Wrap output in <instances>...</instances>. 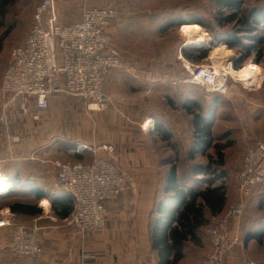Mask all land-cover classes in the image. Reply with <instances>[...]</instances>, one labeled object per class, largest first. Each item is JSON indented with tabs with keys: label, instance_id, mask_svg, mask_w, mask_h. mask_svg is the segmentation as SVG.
Returning <instances> with one entry per match:
<instances>
[{
	"label": "crops",
	"instance_id": "obj_1",
	"mask_svg": "<svg viewBox=\"0 0 264 264\" xmlns=\"http://www.w3.org/2000/svg\"><path fill=\"white\" fill-rule=\"evenodd\" d=\"M183 1L77 0L76 10L66 13L60 1L55 0L58 21L62 25L76 22L83 6L118 7L119 15L108 32L113 35L120 66L110 71L103 82L102 91L109 102L103 113L83 106L81 113L85 118H77L79 120L75 119L71 125L61 120L63 126H60L58 115L47 116L50 104H53L51 101L58 100L62 110L64 98H73L59 96L50 98L41 121L33 123L27 119L32 126H37L34 133L39 140V152L49 151L60 160L84 161L88 156L103 157L99 154L106 153L105 149L108 154L114 151L118 168L127 172L131 180H127L129 188L115 202L108 204L105 225L81 236L62 225L64 217L60 213L66 208V211L71 210L70 197L47 188L49 178L54 174L52 164L33 168L22 175L19 168H1L10 178L11 190L2 198L14 201L6 204L9 210L11 205L21 204L38 212L10 210L13 220L18 219V224L26 227L40 226L45 237L39 256L16 258L4 250L0 251V264H82V254L87 257L83 264L160 263L158 251L152 245L153 230L164 229L171 222L174 226V210L189 198L192 189L203 191L207 186V176L196 173L194 160L199 156V146L194 139L191 112L198 113L202 120L211 117L210 101L206 108L207 101H200L199 94L191 91L195 85L188 82L189 77L184 79L183 69L186 68L182 65L187 60L181 52L186 48L180 46L177 56L178 62L182 61L175 67L172 46L169 51L166 41V45L159 46L162 35L157 33H162L161 30L168 26L180 28L191 23L190 10L188 6L184 9ZM126 28H130V32L131 28L137 30V48L133 50L123 45L128 42L123 36L129 31ZM226 87L225 93H209L211 104L214 103L211 109L213 143L231 142L245 146L244 156L247 149L264 136V88L247 90L231 80ZM16 101L18 103L19 98ZM29 110L34 111L32 103ZM53 126L59 130H54ZM51 129L54 132H49ZM78 146L90 147L92 151L77 149ZM210 151L208 153L212 154ZM191 154L195 156L193 160ZM201 165H206L204 160ZM219 184L220 181L212 187ZM226 187L227 201L222 213L237 199V185L228 187L226 184ZM250 210L252 216L248 215ZM203 212L208 219V210ZM244 214L231 227L239 235L244 228L249 234L226 254L224 264H239L245 252L264 261V184L251 189ZM209 250L210 243L204 226H201L195 236L188 237L182 247H178L179 257L174 264H201Z\"/></svg>",
	"mask_w": 264,
	"mask_h": 264
},
{
	"label": "built area",
	"instance_id": "obj_2",
	"mask_svg": "<svg viewBox=\"0 0 264 264\" xmlns=\"http://www.w3.org/2000/svg\"><path fill=\"white\" fill-rule=\"evenodd\" d=\"M119 15L117 7L83 6L78 20L68 25L58 21L55 0H41L32 12L28 33L7 52V66L0 82V95L5 98L4 110L19 98L17 112L33 123L41 121L42 112L52 97L69 96L91 102L104 110L108 97L102 86L107 75L120 66L108 28ZM188 82L206 93H225L228 75L221 76L213 64L192 65ZM34 111L29 110L30 104ZM9 134L7 128L4 130ZM11 143L19 136H7ZM77 149L92 151L90 147ZM49 157L50 152L45 151ZM48 190L59 191L71 199V210L62 225L84 236L102 228L106 222L107 204L126 189V178L115 161L93 157L90 161L56 159ZM8 176L0 170V182ZM264 184V136L244 154L237 176V198L224 213L209 218L204 232L210 250L201 264H224L225 256L239 243V234L232 224L243 215L253 187ZM7 193L0 195L2 199ZM10 228L8 244L0 243V251L8 250L16 258L37 257L43 252L44 229L15 224L9 208L0 209V229ZM81 263L87 257L81 255ZM245 264H264L253 259Z\"/></svg>",
	"mask_w": 264,
	"mask_h": 264
},
{
	"label": "rangeland",
	"instance_id": "obj_3",
	"mask_svg": "<svg viewBox=\"0 0 264 264\" xmlns=\"http://www.w3.org/2000/svg\"><path fill=\"white\" fill-rule=\"evenodd\" d=\"M13 3L6 7V12L3 15H0V82L2 74L7 66L8 58L6 56V52L13 47L15 44H17L30 30L32 26V12L34 8L38 5L40 0H12ZM60 5L65 8L66 13L74 12L76 10V6L78 4L77 0H59ZM177 2V0H171ZM242 13L246 11L247 9H253L254 11L258 13L264 14V0H242ZM169 5L177 6V4L170 3ZM116 6V5H115ZM183 6L185 9V6H188V11L190 10V16H199L203 22H205L208 25H211L214 27L215 31L218 30V28L215 26V19L220 14H224L225 16H228L229 13L227 10L222 9L220 7V4H217V0H184ZM118 8V7H117ZM223 17V15H222ZM231 26L229 25L225 27L223 30L227 32L231 31ZM252 29L247 33V35L244 38L250 39L245 40L247 43L252 44L251 50L253 51V55L251 58L245 60L241 68H243L246 63L249 61H253L257 66L261 69V78L262 82L261 85L258 88H264V24L257 23V25H254L251 23ZM182 27V26H181ZM202 30H204L210 37L209 45L205 50H208V55L206 59L199 61V62H189L190 68L192 69V65H198V64H213L217 67V72L219 75L224 76L227 74V72H232L233 70L238 71L239 69H235V64L238 58V53L235 51L227 48L224 44H218L213 45L212 43V34L207 32L202 26H200ZM130 28H126V30H129ZM131 28L127 32H124L123 36L128 39V42L123 44L125 45L126 49L133 50L134 48H137V30L132 31ZM180 28L177 27H171L170 29L159 33L162 35V40L159 46H164L165 41L168 45V51L170 46L173 48V54H174V66H179L182 60L178 62V56H179V49L181 44L183 43L184 38L182 37V34L180 32ZM113 33V32H112ZM161 35H159L161 37ZM113 36V35H112ZM160 41H158L159 43ZM223 46L224 49H227L232 53V62L230 56L225 58L226 60L223 62V65L220 66V64H214L212 53L215 51V48L217 46ZM178 50V51H177ZM221 56L220 53H217ZM178 55V56H177ZM223 57V56H221ZM259 57V58H258ZM256 59L258 61H256ZM228 60V61H227ZM223 61V60H222ZM183 67L185 66L186 70L183 69V71L188 72L191 69H189L186 65V62L183 63ZM240 68V69H241ZM189 73V72H188ZM228 75V82L231 80V82H235L239 85V87L243 86L241 82H239L237 79H235L231 74ZM177 74H175V77ZM190 76V74H189ZM244 88V86L242 87ZM247 89V88H246ZM250 90V89H247ZM191 91L197 92L200 96V101H204L206 103V108L208 107L207 104L209 103V115L213 117V112L211 111L212 106L214 103L211 104V96L209 93L204 92L200 87L194 86L191 87ZM104 93V91H103ZM196 95L194 94V97ZM73 98V97H72ZM5 102V98H3L0 95V170L6 169V170H13L15 168H19V174H25L28 171L32 170L33 168H41L43 165H49L52 164V162L57 158L56 156H52L50 153L49 157H46L43 155L45 151L39 152L38 142L39 140L36 138V135L34 131L37 130V126H32L27 119H23L20 114L17 112L18 103L15 101L12 107L7 108L4 110L3 104ZM51 102L53 104H50V109L47 114L48 115H58L60 119V126H63L61 123V120L64 121L65 124L71 125V123L79 118L83 119L85 118V114L81 113V108L84 106L88 110H92L96 113H103L108 109L97 110L96 106H94L91 102H87L84 100H80L78 98H64V101H62V110L59 109L61 106L60 103H58V100L53 99ZM213 110V109H212ZM208 116V111H207ZM77 119V120H79ZM56 125V124H55ZM7 128L9 131V134L6 135L4 133V130ZM62 128V127H60ZM54 130H59L56 126H53ZM53 129H51L49 132H54ZM64 131V130H63ZM59 131H56L58 133ZM9 135H17L19 136V142L16 144H13L10 142L9 138L7 136ZM220 140V139H215ZM105 149V148H104ZM245 149V146L241 147L238 145H232L227 149V153H225V166L223 168H218V172H224L226 173V179L225 182L228 187H233L237 185L236 180L238 176V170L241 165V160L243 157V151ZM106 153L99 154L100 156L103 155V157L111 159L112 161L117 160L115 152H111L108 154L107 149H105ZM213 153V149L211 151ZM214 155V154H212ZM65 158V157H64ZM93 158V156H88L84 162H88ZM66 159V158H65ZM60 160V159H59ZM68 160V159H67ZM205 161V164H207V158L205 156H196L195 158V165ZM182 168V167H181ZM215 168V167H214ZM124 174L126 181L131 180V177H129L127 172L122 171ZM236 178V179H235ZM128 187V184L126 183V189ZM125 189V191H126ZM124 191V192H125ZM123 192V193H124ZM238 199V198H237ZM14 201L8 200L7 198L1 199L0 198V209L7 208L6 204H10ZM248 205V203H247ZM247 209V206L245 210ZM241 216L244 217V213ZM252 214V210L249 211L248 215ZM252 216V215H251ZM240 218V219H241ZM14 223L18 224V219L14 218ZM20 224V223H19ZM10 231V228L2 229L0 230V241H2L5 245L8 244V233ZM249 233H247V229L244 228L241 230L239 238L241 237V242L244 240L246 236H248ZM243 239V240H242ZM239 241V242H240ZM246 242L244 243L245 246ZM254 255V254H252ZM253 259L258 262H264L262 258H252L248 256L247 252H245V257L240 261L239 264H245L248 260Z\"/></svg>",
	"mask_w": 264,
	"mask_h": 264
},
{
	"label": "trees",
	"instance_id": "obj_4",
	"mask_svg": "<svg viewBox=\"0 0 264 264\" xmlns=\"http://www.w3.org/2000/svg\"><path fill=\"white\" fill-rule=\"evenodd\" d=\"M12 3V0H0V15H3L6 12V7ZM242 3V0H217V4H220L222 9L227 10L229 15L225 16L224 14H220L217 16L214 21L215 26L218 28L216 31L213 26L203 22L199 16L191 17V23H197L201 25L207 32L212 34L213 45L224 44L227 46V48L238 53L239 56L235 64L236 70L240 69L242 63L245 60L251 58L253 55V51L251 50L253 47L252 44L245 41L250 39L244 38L252 29L251 23L254 25H257V23L264 24V14L258 13L253 9H247L244 11V13H242ZM229 25H232V32L223 30ZM170 28L171 27L168 26L163 28L161 31L164 32ZM208 52L209 51L205 49L188 48L185 51H182L181 55L189 62H199L206 59ZM256 61L258 60L256 59ZM187 77H189V73H185L184 71V79L187 80ZM192 104L195 105L194 108L197 110L198 108L196 107V103L194 102ZM191 114H193L194 139L198 142L197 146H199L198 153L199 155L205 156L207 158L206 165H195L197 169L196 173L197 175L200 173L207 176L205 179L207 186L203 191L192 189L189 192V198L182 202L179 207L174 210V226L173 222H171L164 229L153 230L152 245L153 248L158 251L160 260L159 264H174L179 257L178 247L181 248L182 244L188 239V237L192 238L195 236V231L199 227L205 226L208 223L210 217L221 214L227 201V187L224 182L226 179V173L218 172L216 169L223 168L225 166V154L223 151L232 144L231 142H226L225 144L213 143L211 117H206L202 120L198 113L194 114L192 111ZM211 149H213L212 154L214 155L208 153V151ZM194 158L195 156L191 154L190 159L193 160ZM118 170L120 171L119 168ZM219 181L220 184L218 186L212 187ZM128 188L129 187H127V189ZM37 197H40V195ZM116 200L111 202H115ZM204 209L208 210L210 213V217L208 219H206L204 216ZM10 210L12 212L20 213H38L36 209L21 204L11 205ZM66 210L67 208L62 210L60 213L61 217H66L68 215L70 211ZM168 240H170V244L168 243ZM170 255H173L172 260H169Z\"/></svg>",
	"mask_w": 264,
	"mask_h": 264
},
{
	"label": "bare ground",
	"instance_id": "obj_5",
	"mask_svg": "<svg viewBox=\"0 0 264 264\" xmlns=\"http://www.w3.org/2000/svg\"><path fill=\"white\" fill-rule=\"evenodd\" d=\"M180 30L182 37L184 38L183 43L181 44L182 48L185 49L208 47L210 37L204 30H202L199 24L188 23L180 27ZM217 53H220L223 57H221ZM227 56H230L231 59L228 60H231L232 62V53L227 49H224V47L220 45L215 48V51L212 53L211 57L213 58L214 64L217 63L222 66ZM186 65L189 69H191L187 61ZM228 73L231 74L239 82H241L245 88L250 90H256L262 82L261 69L253 61H249L243 68L239 69L238 71L233 70L232 72H227V74ZM9 179L10 178L7 177L2 182H0V195H2L3 193H7L11 190V184ZM44 204H47V202H44Z\"/></svg>",
	"mask_w": 264,
	"mask_h": 264
},
{
	"label": "water",
	"instance_id": "obj_6",
	"mask_svg": "<svg viewBox=\"0 0 264 264\" xmlns=\"http://www.w3.org/2000/svg\"><path fill=\"white\" fill-rule=\"evenodd\" d=\"M186 49H188V48H186ZM198 49H206V48H202V47H201V48H198Z\"/></svg>",
	"mask_w": 264,
	"mask_h": 264
}]
</instances>
